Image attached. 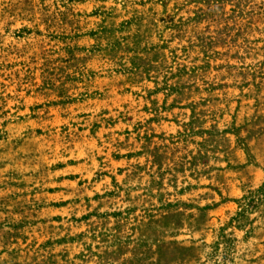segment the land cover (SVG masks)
Listing matches in <instances>:
<instances>
[{
	"label": "rangeland",
	"instance_id": "obj_1",
	"mask_svg": "<svg viewBox=\"0 0 264 264\" xmlns=\"http://www.w3.org/2000/svg\"><path fill=\"white\" fill-rule=\"evenodd\" d=\"M264 0H0V264H264Z\"/></svg>",
	"mask_w": 264,
	"mask_h": 264
},
{
	"label": "trees",
	"instance_id": "obj_2",
	"mask_svg": "<svg viewBox=\"0 0 264 264\" xmlns=\"http://www.w3.org/2000/svg\"><path fill=\"white\" fill-rule=\"evenodd\" d=\"M250 195L244 197V199L240 202V211L243 212L247 210L248 207L253 206L259 199V196L264 195V183L256 189L253 193L249 192Z\"/></svg>",
	"mask_w": 264,
	"mask_h": 264
}]
</instances>
